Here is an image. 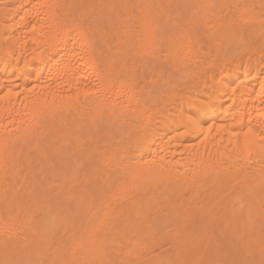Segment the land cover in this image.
Returning a JSON list of instances; mask_svg holds the SVG:
<instances>
[{
	"label": "bare ground",
	"instance_id": "6f19581e",
	"mask_svg": "<svg viewBox=\"0 0 264 264\" xmlns=\"http://www.w3.org/2000/svg\"><path fill=\"white\" fill-rule=\"evenodd\" d=\"M262 3L4 0L0 261L117 260L126 248L113 244L112 225L127 232L126 244L139 240V264L259 261L264 238V141L259 139L264 128ZM43 4L59 7L41 8ZM238 5H255L258 14L240 45L230 26ZM209 14L219 16L222 27L211 39L203 28L193 32L206 54L200 64L161 73L166 55L159 61L133 56L150 38L144 22L159 25L162 50H167L177 30ZM74 21L89 24L96 34L99 43L91 57L80 52L74 34L69 39L63 33ZM30 22L38 24L35 33L25 27ZM48 23L52 27L41 35L39 25ZM10 50L15 59L7 55ZM59 56L63 59L57 64ZM133 90L139 111L150 113L151 119H125L119 109L113 110L115 104L126 103ZM197 94L210 99L209 123L215 127L211 132L205 127L204 135L178 136L184 131L183 101ZM247 127L257 132L248 142ZM77 161H91L95 184H120L115 197L97 191L92 200V185L73 187L70 178L65 181ZM105 161L118 162L110 178ZM88 167L85 164V170ZM57 184L63 187L56 189ZM69 197L82 201L81 207L73 205L63 214L64 228L75 232V242L57 252L47 245V227L55 215V200ZM105 209L108 217L100 225L97 218ZM4 227L10 230L6 233ZM94 229L95 236H90Z\"/></svg>",
	"mask_w": 264,
	"mask_h": 264
},
{
	"label": "snow or ice",
	"instance_id": "6c2138e0",
	"mask_svg": "<svg viewBox=\"0 0 264 264\" xmlns=\"http://www.w3.org/2000/svg\"><path fill=\"white\" fill-rule=\"evenodd\" d=\"M0 6L5 8L8 5L4 4V0H0ZM20 7H23L21 5ZM41 8H58L57 5H40ZM209 7L215 8L216 5H211ZM236 11L233 12V17L231 21V28L234 32V42L238 45L244 44V33L247 32L256 22L258 18V14L255 11V5H238L235 6ZM261 12L259 13V23L261 28L264 29V3L260 5ZM29 30L33 33L37 31L38 24L30 22L25 25ZM41 29V35L44 34L45 27H52L51 23L46 25H39ZM222 27V20L219 16H216L215 19L212 18V14H209L208 18L201 21L199 19L190 20L188 25L184 30H177L174 35L173 43L167 50H162L161 42H160V32L159 25H157L154 21L152 22H144L145 32L149 35V41L145 46H142L137 51L134 52V57H139L144 60H152L159 61L162 55H166L167 59L163 64L160 65L159 71L161 73L165 72L169 67H171L175 72L179 73L182 70H186L192 65H198L201 63L202 55H206L202 53V48L204 47L198 38H194L193 32L200 28L204 29V35L208 38H216L217 33ZM64 35L68 36L69 39L72 38L71 34H74L76 42L79 44L80 52L86 56L91 57L98 46L99 41L97 40L95 32L91 29V26L87 23H76L75 21L67 24L63 29ZM23 47V45L21 46ZM75 54V53H74ZM7 55L14 56V50H10ZM59 55V54H58ZM63 59L62 56H59L56 59V63L59 64ZM15 75V72L13 73ZM22 75V73H21ZM19 78V77H18ZM133 83H135L133 81ZM11 91V89H9ZM262 92H264V88H262ZM87 95V93H85ZM183 111L181 113L183 118V128L184 131L178 132V136L198 134L204 135V129L207 127L208 132H211L215 127L214 124L209 123V120L213 119L209 115V109H211V101L206 95H199L194 98L189 95L186 100L183 101ZM120 110V114L123 118H144L146 120L151 119L150 113L142 114L139 111V100L136 99V92L133 90L132 96L128 99V101L124 104H115L113 106V110ZM223 128V124L220 125ZM257 135V132L252 127H247V130L244 132L245 140L248 142L250 138H253ZM259 139L264 141V128L259 130ZM151 163V162H149ZM85 164H88L89 167L85 170ZM118 162L113 161H105L104 168L105 174L109 178L115 167H117ZM96 170L91 167V161H77L71 171L70 177H65V181L69 178L73 182V187L78 184L87 183L92 185L90 191V199H96V192L100 191L104 193V195H112L115 197L116 192L120 190V184H113L109 182V180H105L103 184H95ZM82 174L84 179H82ZM98 179V177L96 178ZM63 187V184L55 185L56 189H60ZM115 190V192H113ZM59 193L57 192V197ZM75 206L79 208L82 206V201L78 200L75 197H69L67 200L56 199L54 203L55 207V215L52 217L50 225L47 227V245L52 247L54 251H59L62 247H66L69 242H75L74 236L75 232L69 233L66 228H64V224L66 222L67 217L63 215L66 213L70 207ZM53 205H48L49 211H51ZM110 207V205H108ZM261 210L262 215H264V195L261 197ZM93 216H96V212L92 213ZM108 217L107 209L101 210L100 216L97 218V223L100 225L104 224L105 219ZM112 229L116 232V237L113 239V244H118V246L122 249L126 248V251L123 252L121 257L117 260L112 259H104L99 262V264H139L137 258V249L139 247V240L132 244H126L127 240V232L120 231L116 229L115 225L111 226ZM6 233L10 230L7 227L3 229ZM96 230L94 229L90 236H95ZM91 242V240L89 241ZM0 264H25L23 261H0ZM27 264H32V262H27ZM36 264H70V262H62V261H51V262H43L39 261ZM71 264H75V262H71ZM203 264V262H200ZM210 264H264V238L261 240V259L259 261L248 260V261H212Z\"/></svg>",
	"mask_w": 264,
	"mask_h": 264
}]
</instances>
